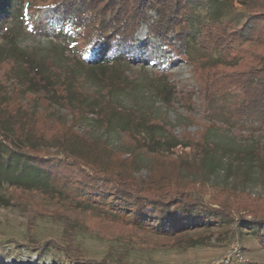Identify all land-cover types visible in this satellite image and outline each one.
Returning a JSON list of instances; mask_svg holds the SVG:
<instances>
[{
	"label": "rangeland",
	"instance_id": "obj_1",
	"mask_svg": "<svg viewBox=\"0 0 264 264\" xmlns=\"http://www.w3.org/2000/svg\"><path fill=\"white\" fill-rule=\"evenodd\" d=\"M187 1L186 17L192 26L185 40V58L175 55L174 31L149 33L148 25L157 13L148 10V22H141L133 36V48L116 57L105 52L94 60L95 39L86 42L58 25L55 5L47 0H0V58H12L17 75L12 78L11 64L1 63L0 76L6 74L1 86L9 91L10 104L21 101V91H26L22 101L35 114V127L49 134L65 132L71 115L56 92H47V100L27 90L29 86L54 88L65 71L69 73L65 82L88 89L91 100L107 97L130 109L135 120L130 133L107 131L90 109L75 127L80 135L70 136L69 141L79 143L85 154L96 153L97 159L94 164L76 159L91 164V175L108 167L126 170L139 182L155 179L172 190L183 187L208 208L221 209L228 221L216 219L207 241L191 246H172L147 232L130 234V227L119 220L64 207L63 197L55 200L35 169L17 159L6 166L8 150L0 146V264H264V237L254 226L264 219V118L249 115L244 121L229 112L237 101V90L204 95L189 61L213 64L223 54L199 43L194 36L197 25L230 19L229 30L240 28L249 17L264 18V0H223L217 8L208 0ZM242 42V38L233 39L224 49L227 54L230 49L231 56L216 68L218 72L235 74L245 69L243 55L237 51ZM82 70H87L89 81L74 76ZM48 113L62 124L46 123ZM24 143L14 139L10 146L19 150ZM73 150L63 151L51 136L29 152L63 164ZM12 183L39 191L10 187ZM35 212H49L53 217H34ZM67 219L87 226L71 231L67 226L73 237V250L68 249L67 255L78 254L85 262L68 258L60 247Z\"/></svg>",
	"mask_w": 264,
	"mask_h": 264
},
{
	"label": "trees",
	"instance_id": "obj_2",
	"mask_svg": "<svg viewBox=\"0 0 264 264\" xmlns=\"http://www.w3.org/2000/svg\"><path fill=\"white\" fill-rule=\"evenodd\" d=\"M40 1L44 2V0ZM47 3L56 6L58 25L64 26L73 36L86 42L95 39L94 44L98 49L93 56L94 60H98L105 52L116 57L117 54H126L133 48V36L141 22H148L146 14L148 10L157 13L156 18L148 25L149 33L163 35L174 31L175 38L172 41L176 51L174 49L173 51L175 55L185 58V40L192 26L186 17L187 0H47ZM208 3L217 8L218 5L223 4V0H208ZM166 10H168L167 14H165ZM262 16L249 17L240 28L234 30L228 28L227 23L231 21L230 19L200 23L194 28V36L199 37L200 44H204L207 49L214 48L223 53L213 64L205 65L196 60H189L205 89L204 95H207L208 91L223 94L233 89L237 90V101L231 105L229 112L236 115L237 119L242 117L244 121L249 115L264 118V18ZM232 38L244 40L237 45V51L238 55H243L241 57L245 69L235 74H223L216 68L223 66V61L231 56L230 49L228 54L224 49L233 43ZM93 51L91 50V53ZM1 63H10L9 73L13 74L12 58L2 57ZM86 71H79L74 76L84 82L89 81L90 77ZM62 73L59 75L60 80H55L54 88L45 86L37 90L27 84L28 92L38 94L47 100H49L47 92L50 95L56 92L58 100L71 115L69 124L64 126L65 132L61 134L55 132L49 134L35 127L33 123L35 114L25 108V102L22 101V98L25 100L26 91H21L23 94L21 101L10 104L7 96L9 91L1 86L6 74L0 76V146L8 150L4 160L6 166H9L13 159H17L22 164L35 169L45 180V186L53 198L59 200V197H63L62 203L66 208L79 209L103 220H119L121 224L123 222L130 227V234L147 232L167 240L172 246L202 244L207 241V233L216 219L222 218L225 223L228 221L229 216H223L221 209L208 208L196 194L190 195V192L183 187L172 190L170 185H162L155 179L139 182L126 170L113 171L114 169L110 170L108 167L91 175L88 172L91 170V164L76 158L89 159V162L94 164L97 159L94 156L96 153L85 154L79 143L74 145L69 141L70 136L79 134L75 130L77 123L92 109L107 131L130 133L133 132L132 126L135 122L134 112L119 106L107 97L96 96L95 100H91L87 95L88 89H81L74 81L69 85L65 82L69 73L66 71ZM12 78L17 79V75ZM209 98L210 96H207L204 99L208 101ZM52 116L49 113L44 116L46 123L62 124ZM51 136L58 141L63 151L64 148L74 147L72 151L74 155L67 156L69 160H63V164L62 160H58L59 162L55 164L50 158L29 152L36 143ZM14 139L25 141L24 147L18 148L19 150L12 149L10 145L14 143ZM92 141L91 139L90 144L93 143ZM10 187L39 191L37 187H25L15 183ZM188 187H193V184ZM32 215L52 216L49 212H35ZM30 220L29 223L32 224L33 220ZM257 221V224L254 222V226L258 235L264 237V219ZM64 223V246L60 247L67 255L68 249L73 250V237L67 231V226H70V231L77 228L83 230L87 226L73 224L69 219ZM67 257L76 262H85L78 254Z\"/></svg>",
	"mask_w": 264,
	"mask_h": 264
}]
</instances>
